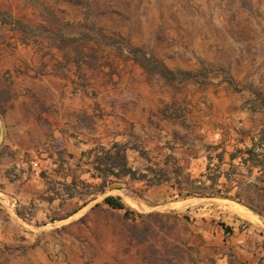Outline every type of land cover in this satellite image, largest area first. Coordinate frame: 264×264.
Wrapping results in <instances>:
<instances>
[{"label": "rangeland", "instance_id": "obj_1", "mask_svg": "<svg viewBox=\"0 0 264 264\" xmlns=\"http://www.w3.org/2000/svg\"><path fill=\"white\" fill-rule=\"evenodd\" d=\"M14 31L39 50L58 40L93 61L98 52L115 51L163 64L175 73L172 81L146 71L161 89L168 84L180 94L174 101L189 112L210 106L221 83L264 111V0H0V42L9 46ZM108 188L86 196V205L77 197L48 203L41 194L28 200L0 178V264H208L218 240L204 229L236 217L254 220L228 199L156 203L131 180ZM106 194L120 196L133 213L94 206ZM224 248L217 247L221 257L237 264V250Z\"/></svg>", "mask_w": 264, "mask_h": 264}, {"label": "crops", "instance_id": "obj_2", "mask_svg": "<svg viewBox=\"0 0 264 264\" xmlns=\"http://www.w3.org/2000/svg\"><path fill=\"white\" fill-rule=\"evenodd\" d=\"M14 33L9 46L0 42V178L19 188L28 200L40 194L48 203L76 199L55 192L73 178L82 179L76 175L79 172L87 175L85 181H99L90 175L93 151L115 141L138 146L127 150L133 169L164 167L168 179L146 187L144 180L126 176L111 181L105 190L112 182L131 180L145 187L149 194L145 196L158 199L156 203L186 197L227 199L180 196L176 179L183 176L207 184V175L216 174V186H229L233 193L238 181L251 180L257 174L254 169L248 175L238 151L251 147L264 126V111L253 98L245 104L246 96L221 83L220 90L209 94L210 106L189 112L184 103L174 101L180 94L175 95L168 84L161 89L130 54L101 51L93 61L75 55L58 40L45 42L39 50ZM232 168L235 170L226 177ZM21 170L26 175L19 179L11 173ZM246 209L254 220L236 217L226 224L231 231L220 223L203 230V235L218 240L208 264H232L217 250L223 244L224 249L237 250V264H264V215Z\"/></svg>", "mask_w": 264, "mask_h": 264}, {"label": "trees", "instance_id": "obj_3", "mask_svg": "<svg viewBox=\"0 0 264 264\" xmlns=\"http://www.w3.org/2000/svg\"><path fill=\"white\" fill-rule=\"evenodd\" d=\"M133 51V50H132ZM136 51V50H135ZM134 51V52H135ZM146 70H157L168 81L175 78V73L168 69L163 64H155L152 60L140 57L134 54L133 57ZM261 103L264 106V98H261ZM129 148H138L136 144L129 142H113L109 147H98L94 149L93 156L90 160L91 177L99 178L97 182H88L83 179L73 178L69 183L63 184L61 191L55 192L63 198L77 197L82 199L83 205L88 203L86 196L93 195L92 199L96 198L97 194L105 193L107 185L111 181H116L128 176L130 179L144 180L146 187L161 183L168 179L167 170L164 167L147 165L145 171L133 169L127 160V150ZM140 154L145 155V152L139 148ZM242 153L241 161L247 166L248 175H252L254 169L257 170L255 177L248 181H238L237 188L233 193H230L231 187H217L216 174H208L207 179L209 183L200 181L196 183L197 179H190L188 176L176 179L179 195H192L198 197H218L234 200L259 216L264 215V126L256 135L255 142L251 147L245 150H238ZM232 156H235L232 155ZM226 173L229 178L231 172ZM175 171V169H174ZM53 197L48 196L51 200ZM102 201L112 208L125 209V214L133 213L120 199V196L113 194H106ZM100 205L95 202L94 206ZM220 225L226 230L231 231V227L221 222Z\"/></svg>", "mask_w": 264, "mask_h": 264}, {"label": "bare ground", "instance_id": "obj_4", "mask_svg": "<svg viewBox=\"0 0 264 264\" xmlns=\"http://www.w3.org/2000/svg\"><path fill=\"white\" fill-rule=\"evenodd\" d=\"M238 208V207H237ZM239 209H241V207L239 208ZM256 215V214H255Z\"/></svg>", "mask_w": 264, "mask_h": 264}]
</instances>
